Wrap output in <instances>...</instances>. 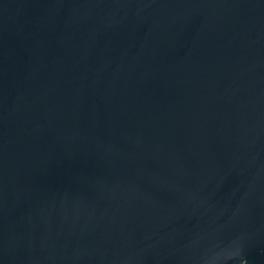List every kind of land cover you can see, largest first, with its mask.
I'll return each mask as SVG.
<instances>
[{
    "label": "water",
    "instance_id": "95a60500",
    "mask_svg": "<svg viewBox=\"0 0 264 264\" xmlns=\"http://www.w3.org/2000/svg\"><path fill=\"white\" fill-rule=\"evenodd\" d=\"M0 264H264V0H0Z\"/></svg>",
    "mask_w": 264,
    "mask_h": 264
}]
</instances>
